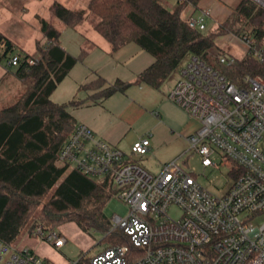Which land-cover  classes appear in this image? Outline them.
Listing matches in <instances>:
<instances>
[{
  "label": "built area",
  "instance_id": "obj_1",
  "mask_svg": "<svg viewBox=\"0 0 264 264\" xmlns=\"http://www.w3.org/2000/svg\"><path fill=\"white\" fill-rule=\"evenodd\" d=\"M264 9V0H251ZM186 0H178L182 5ZM208 12L191 16L189 26L206 30ZM253 56L264 63V50L249 34L242 37ZM214 60V59H213ZM18 55L10 65L18 66ZM31 65L35 60L28 61ZM216 62V63H214ZM189 56L177 71L180 78L168 97L199 121L189 136L190 148L204 167L229 168L234 183L217 196L203 188L176 160L152 173L134 156L145 157L151 136L132 146L130 155L99 140L84 124H77L59 159L82 174L108 179L115 195L130 211L116 216L118 229L138 251L133 262L129 248L117 246L69 264H264V76L246 74L237 82L226 74L235 58L220 54L215 61ZM171 208L180 211L175 219ZM32 237L59 249L66 239L37 226ZM0 264H52L28 250L0 242Z\"/></svg>",
  "mask_w": 264,
  "mask_h": 264
},
{
  "label": "trees",
  "instance_id": "obj_2",
  "mask_svg": "<svg viewBox=\"0 0 264 264\" xmlns=\"http://www.w3.org/2000/svg\"><path fill=\"white\" fill-rule=\"evenodd\" d=\"M200 2L186 0L170 9L163 0H91L88 11L98 19L93 22V29L111 44L113 52L134 43L154 57L153 64L139 75V83L160 88L189 56L207 59L215 45L216 33L191 28L182 17L187 6L197 7ZM53 9L72 29L87 20L85 11H73L59 3ZM237 12L238 23L224 25L218 31L241 35L235 26L245 22L252 26L253 38L261 48L264 9L244 0ZM42 30L46 43L39 45V58L17 52L14 43L0 32V63L6 62L9 70L15 68L16 77L26 88L15 103L0 109V242L12 245L29 224L31 235L37 225L54 231L62 224L74 222L84 233H104L107 248L127 246L132 263L138 251L122 231H111L113 224L104 211L115 196L110 181L69 170L70 166L59 159L77 125L69 107L79 102L58 104L51 95L88 51L83 49L75 57L61 46L59 31L45 21ZM16 55L20 62L14 67L9 62ZM29 60H35V64ZM226 74L234 82L246 74L264 76V63L248 50L234 67L226 68ZM130 86L120 80L107 85L99 77L83 84L80 90L100 89L99 96L93 98L103 101L115 93H124Z\"/></svg>",
  "mask_w": 264,
  "mask_h": 264
},
{
  "label": "rangeland",
  "instance_id": "obj_3",
  "mask_svg": "<svg viewBox=\"0 0 264 264\" xmlns=\"http://www.w3.org/2000/svg\"><path fill=\"white\" fill-rule=\"evenodd\" d=\"M163 1L170 9H174L178 4V0ZM243 1L244 0H201L197 7L189 5L185 8L182 14L185 20H188L191 16L196 18L201 15L202 12H208L209 16L206 18V30L204 31L206 33H216L214 39L215 45L208 54L212 62L215 61V58L217 60L220 54L235 58L236 61L242 60L247 55L249 48L243 41L242 34L246 33L253 37L251 25L245 22L237 24L235 30H241V35L236 33V31H224L222 33L218 31L224 25H228L229 27V25L238 23L235 22L238 15L237 11ZM90 2L91 0H0V30L4 36L14 43L17 52L39 58L41 56L39 45L43 46L46 43V38L42 30L43 22L45 21L51 28L61 33L60 40L62 44L67 47L68 51L76 53L77 56H79L81 52L79 49V42L81 41V39H79L81 38L79 33L67 27L56 16L53 6L55 3H59L73 11H85L87 20L77 28L82 30L91 28L93 30L92 24L98 19L88 11ZM260 46L264 50V38L260 41ZM173 77V80L166 81V84L168 82L171 84L176 82L180 78V74L176 72ZM13 88L16 90V93L13 95H23L26 89L23 84L17 82L13 83L12 79L6 77L0 84V94L6 95L8 91H10L8 92L9 94H12L14 92ZM19 97L20 96L0 95V109L12 105ZM52 98L55 100L56 96H52ZM168 102L169 103L165 105L168 113L166 117L168 116L173 122L172 128L176 131V134L170 137L162 127L160 131L162 135L160 138L162 141L172 142V150L175 148L180 149L184 147V143L177 133L181 132V128L186 125V123H184L186 118L187 120L194 118L190 117L172 101L169 100ZM168 117L166 119H169ZM194 120L198 123L197 128H199V121L197 119ZM149 124L150 121L147 118L142 119L138 123V130L150 133L149 130L151 126ZM181 151H183L182 154L176 159L177 164L187 173L193 175L203 188L217 196H222L229 191L234 183V177L231 175L229 168L223 167L221 169H216L213 167H204L201 156L190 148L189 140L188 146L184 147ZM140 164L150 172H156L157 162L153 156L150 159L141 161ZM69 170H72V168L70 167ZM104 211L113 224L116 216L121 218L126 217L130 208L115 195L108 201ZM169 214L175 219H179L181 216L180 211L176 208H171ZM32 222L33 219L31 220V223ZM263 222L264 216L259 219L258 223L261 224ZM29 229L30 224L12 244L13 247L20 251L29 249L42 260H47L52 264H59L61 261L66 262L65 264H69L73 261L86 259L109 246L105 243L107 241L103 242L105 238L104 233H84L74 222L62 224L54 230L67 241L66 244L59 249L41 238L32 237L29 234ZM58 260H60V262Z\"/></svg>",
  "mask_w": 264,
  "mask_h": 264
},
{
  "label": "crops",
  "instance_id": "obj_4",
  "mask_svg": "<svg viewBox=\"0 0 264 264\" xmlns=\"http://www.w3.org/2000/svg\"><path fill=\"white\" fill-rule=\"evenodd\" d=\"M74 30L81 37L79 38L81 39L79 56L83 49H86L88 53L84 60L77 63L68 76L58 85L52 93L51 99L58 104L78 101L79 105L69 107V112L75 122L88 126L97 139L120 149L126 155L131 154L132 146L137 140L149 134L152 145L148 159L152 156L155 158L157 166L154 173L160 172L166 163L180 157L183 152L181 150L188 146L189 136L198 129L196 120L185 119L186 125L181 128V132L177 133L184 143V147L180 149L172 150L173 143L162 141L160 138L162 127L170 137L176 134L172 128L173 122L168 116L169 119H166L168 113L165 108L170 100L168 93L176 82L173 84L170 82L166 84L165 82L160 88H154L147 83H139V75L150 67L155 60L150 53L134 43L113 52L111 44L94 29L82 30L77 28ZM59 41L68 53L79 57L76 53L69 52L60 39ZM14 72L15 68L9 70L6 62L0 63V84L6 77L12 79L13 83L23 84ZM99 77L103 78L107 85H112L120 80L130 83L131 86L124 93H115L103 101L95 100L93 96H99L100 89L81 91L80 87ZM173 78L171 77L167 81H171ZM13 91L12 94H9L10 91H8L6 95H0L22 96L20 94L13 95L16 90L13 88ZM52 96H56L55 100ZM178 107L183 110L180 106ZM144 118L150 121V133L138 130V123ZM58 261L60 262V260ZM65 263L61 261L59 264Z\"/></svg>",
  "mask_w": 264,
  "mask_h": 264
},
{
  "label": "water",
  "instance_id": "obj_5",
  "mask_svg": "<svg viewBox=\"0 0 264 264\" xmlns=\"http://www.w3.org/2000/svg\"><path fill=\"white\" fill-rule=\"evenodd\" d=\"M149 156H145V157H141V156H134L133 157V160L135 162H141V161H144V160H147Z\"/></svg>",
  "mask_w": 264,
  "mask_h": 264
}]
</instances>
